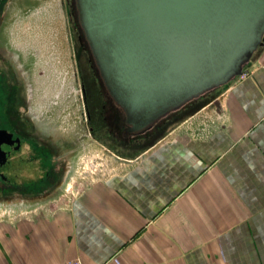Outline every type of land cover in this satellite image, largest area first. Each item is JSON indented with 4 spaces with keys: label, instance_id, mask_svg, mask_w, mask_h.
<instances>
[{
    "label": "crops",
    "instance_id": "0c3cea01",
    "mask_svg": "<svg viewBox=\"0 0 264 264\" xmlns=\"http://www.w3.org/2000/svg\"><path fill=\"white\" fill-rule=\"evenodd\" d=\"M262 65L264 41L244 77L148 143L90 140L107 172L12 204L0 264H264Z\"/></svg>",
    "mask_w": 264,
    "mask_h": 264
},
{
    "label": "water",
    "instance_id": "95a60500",
    "mask_svg": "<svg viewBox=\"0 0 264 264\" xmlns=\"http://www.w3.org/2000/svg\"><path fill=\"white\" fill-rule=\"evenodd\" d=\"M75 2L100 75L133 135L240 74L264 41V0Z\"/></svg>",
    "mask_w": 264,
    "mask_h": 264
},
{
    "label": "flooded vegetation",
    "instance_id": "af4514ba",
    "mask_svg": "<svg viewBox=\"0 0 264 264\" xmlns=\"http://www.w3.org/2000/svg\"><path fill=\"white\" fill-rule=\"evenodd\" d=\"M12 3L13 0H0V131H4L8 149L5 155L0 151V168L5 162L9 168L13 163L10 158L26 147L31 155L26 158L23 155L21 159L38 160L42 174L35 180L18 182L0 169V186L8 189L2 200L30 203L47 198L45 196L51 190L62 186L71 193L75 191V186L66 181L70 176V161L79 151L87 150L93 138L119 146L140 145L150 142L162 127L153 125L145 133L135 135L127 131L124 111L108 92L79 23L75 0H59V7L66 17L73 89L79 93L81 104L77 131L62 136L61 127L35 106L25 66L7 44L8 37L1 26ZM199 97L185 105L195 104ZM2 156L4 161H1ZM12 173L18 176L17 171Z\"/></svg>",
    "mask_w": 264,
    "mask_h": 264
},
{
    "label": "rangeland",
    "instance_id": "374dc122",
    "mask_svg": "<svg viewBox=\"0 0 264 264\" xmlns=\"http://www.w3.org/2000/svg\"><path fill=\"white\" fill-rule=\"evenodd\" d=\"M62 11L59 0H13L4 14L1 27L8 37L9 48L16 52L25 66L32 85L35 106L43 110L57 127H61L62 136H67L78 129L81 104L79 93L73 89L71 54L66 38V17ZM238 78L239 75L236 76V79ZM224 85L225 83L200 95L194 105H183L159 118L154 123L155 128L162 127L158 135L164 134L187 114L213 101ZM91 149L89 145L87 150H81L72 157L67 182L75 186L77 183L89 181L92 171L107 172L105 160L97 159L94 161L95 165L91 166L89 162ZM23 155L26 158L31 155V151L23 148V151L10 158L13 163L9 168L5 162L0 169L18 182L35 180L42 174L41 164L38 160H22ZM4 160L2 156L1 161ZM13 171H17L18 176H14ZM7 190L0 186V216L3 219L12 213V204L21 207L23 203H27L17 199L2 200ZM58 195L62 198L68 197L71 191L64 190L62 186L51 190L45 196L47 198L30 201L29 204L34 206L39 201L50 200Z\"/></svg>",
    "mask_w": 264,
    "mask_h": 264
},
{
    "label": "built area",
    "instance_id": "2783aa9c",
    "mask_svg": "<svg viewBox=\"0 0 264 264\" xmlns=\"http://www.w3.org/2000/svg\"><path fill=\"white\" fill-rule=\"evenodd\" d=\"M264 68V65H262ZM240 78L244 77L246 75V71L242 70V72L240 74H238ZM58 264H83L81 260L79 259H69V260H65L62 261Z\"/></svg>",
    "mask_w": 264,
    "mask_h": 264
},
{
    "label": "bare ground",
    "instance_id": "6f19581e",
    "mask_svg": "<svg viewBox=\"0 0 264 264\" xmlns=\"http://www.w3.org/2000/svg\"><path fill=\"white\" fill-rule=\"evenodd\" d=\"M249 59H250V58H249ZM235 76H237V75H231V76H230V79L233 78V77H235ZM230 79H229V80H230ZM229 80H228V81H229ZM228 81H227V82H228ZM222 84H223V83H222ZM222 84H221V85H222Z\"/></svg>",
    "mask_w": 264,
    "mask_h": 264
},
{
    "label": "trees",
    "instance_id": "16d2710c",
    "mask_svg": "<svg viewBox=\"0 0 264 264\" xmlns=\"http://www.w3.org/2000/svg\"><path fill=\"white\" fill-rule=\"evenodd\" d=\"M221 85H219V87H220ZM199 100V99H198ZM200 102V101H199Z\"/></svg>",
    "mask_w": 264,
    "mask_h": 264
}]
</instances>
